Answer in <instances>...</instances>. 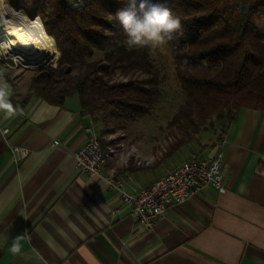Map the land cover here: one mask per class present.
<instances>
[{"label":"crops","instance_id":"0c3cea01","mask_svg":"<svg viewBox=\"0 0 264 264\" xmlns=\"http://www.w3.org/2000/svg\"><path fill=\"white\" fill-rule=\"evenodd\" d=\"M4 78L24 114L6 120L0 113V264H264V111L242 109L224 140L203 152L222 150L226 192L206 185L148 228L110 188L113 160L101 176L76 168L88 129L95 134L78 96L62 106L39 97L22 104L25 95L20 100ZM15 147L25 156L16 159ZM188 147L130 162L134 183L150 185L188 159ZM18 235L22 247L13 255Z\"/></svg>","mask_w":264,"mask_h":264},{"label":"trees","instance_id":"16d2710c","mask_svg":"<svg viewBox=\"0 0 264 264\" xmlns=\"http://www.w3.org/2000/svg\"><path fill=\"white\" fill-rule=\"evenodd\" d=\"M8 1L32 19L39 16L56 41L54 59L61 52L56 68L32 78L22 104L39 97L62 106L77 95L82 113L114 130L149 115L160 101L162 77L151 48L129 47L116 18L129 0H91L80 10L66 0ZM158 2L182 23L176 39L167 42L184 93L167 124L163 158H169L217 127L222 142L244 108L264 111V0ZM98 51L102 57L91 60Z\"/></svg>","mask_w":264,"mask_h":264},{"label":"built area","instance_id":"2783aa9c","mask_svg":"<svg viewBox=\"0 0 264 264\" xmlns=\"http://www.w3.org/2000/svg\"><path fill=\"white\" fill-rule=\"evenodd\" d=\"M69 5L80 10L91 0H66ZM30 18L22 9L15 8L8 0H0V61L10 66V59L16 65L27 66L20 57L19 48L12 46L8 40V29L11 23L19 22L22 16ZM93 134L75 153L76 168L91 176L103 174L105 155L100 139ZM58 141H54L57 145ZM16 159L25 156L22 148H14ZM139 161L138 164H141ZM227 164L223 160V152L219 148L213 156L210 154H192L178 165H173L164 174L148 186L134 183L129 171L115 175L109 180L110 188L118 197L131 205V215L139 224L151 228L155 221L166 212L171 205L183 204L190 196L206 185L213 186L218 192H226L224 179Z\"/></svg>","mask_w":264,"mask_h":264},{"label":"rangeland","instance_id":"374dc122","mask_svg":"<svg viewBox=\"0 0 264 264\" xmlns=\"http://www.w3.org/2000/svg\"><path fill=\"white\" fill-rule=\"evenodd\" d=\"M60 53L55 59L54 56L48 65L36 69L24 65H16L10 59L7 61L10 66L0 61V73L9 78L16 91V96H19L21 100L26 95L32 78L39 71L48 67L56 68L58 66L61 58ZM151 54L162 77L163 91L160 101L152 112L137 121L128 122L124 128H115L114 130H104L103 125L98 121L94 123L95 134L101 140L103 149L105 147V160L111 159L116 163L115 171H117L118 175L128 171L130 162L138 166L139 161H144L146 157L152 154L160 155L161 151L163 152L164 148L167 147L166 145L169 144L168 141H170V138L168 139L170 134L167 124L184 100V93L176 75L168 43L159 48H151ZM102 55L103 53L98 51L91 60L98 59ZM54 62L57 63L53 65L52 63ZM221 132V129L217 127L214 131L210 130L201 133L198 141L189 144V150L191 149L193 154H203L217 141ZM136 139L141 141V143H137ZM142 149L147 154H144Z\"/></svg>","mask_w":264,"mask_h":264},{"label":"clouds","instance_id":"9594fccd","mask_svg":"<svg viewBox=\"0 0 264 264\" xmlns=\"http://www.w3.org/2000/svg\"><path fill=\"white\" fill-rule=\"evenodd\" d=\"M116 18L129 47L159 48L176 39V34L182 30L180 17L158 0H129L128 7L119 10ZM11 95V85L0 73V113L6 120L24 114L22 108L13 105ZM22 239L23 236L18 235L12 240L10 252L13 255L20 253Z\"/></svg>","mask_w":264,"mask_h":264},{"label":"bare ground","instance_id":"6f19581e","mask_svg":"<svg viewBox=\"0 0 264 264\" xmlns=\"http://www.w3.org/2000/svg\"><path fill=\"white\" fill-rule=\"evenodd\" d=\"M8 34L10 44L20 49L21 61L29 68L48 65L56 54V44L43 26L40 18L34 20L22 16L19 22L11 23Z\"/></svg>","mask_w":264,"mask_h":264}]
</instances>
